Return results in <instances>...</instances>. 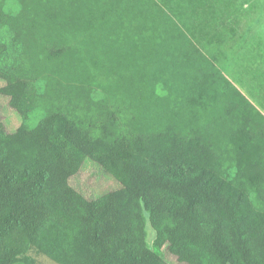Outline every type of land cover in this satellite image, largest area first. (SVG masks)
<instances>
[{
    "label": "trees",
    "instance_id": "obj_1",
    "mask_svg": "<svg viewBox=\"0 0 264 264\" xmlns=\"http://www.w3.org/2000/svg\"><path fill=\"white\" fill-rule=\"evenodd\" d=\"M7 1L0 100L22 123L11 132L0 113V264L31 250L56 264H168L164 248L180 264H264V117L176 23L153 0H16V14ZM98 77L127 104L99 132L54 111L39 82L91 102L108 93ZM86 161L121 188H73Z\"/></svg>",
    "mask_w": 264,
    "mask_h": 264
},
{
    "label": "crops",
    "instance_id": "obj_2",
    "mask_svg": "<svg viewBox=\"0 0 264 264\" xmlns=\"http://www.w3.org/2000/svg\"><path fill=\"white\" fill-rule=\"evenodd\" d=\"M153 1L264 117V0Z\"/></svg>",
    "mask_w": 264,
    "mask_h": 264
},
{
    "label": "rangeland",
    "instance_id": "obj_3",
    "mask_svg": "<svg viewBox=\"0 0 264 264\" xmlns=\"http://www.w3.org/2000/svg\"><path fill=\"white\" fill-rule=\"evenodd\" d=\"M5 8L7 12H9L8 10L10 9L12 14H16L20 11L21 5L16 0H8ZM84 37V33H81L80 38L83 39ZM99 39H101V37ZM72 46H75V44H71V47ZM77 46L80 47L81 44L77 43ZM100 48L101 47H99V49ZM101 51H103V49ZM39 82L47 89L48 92L44 100L54 107V111L68 113L76 123L79 122L82 126L88 127L94 132L101 131L102 127L108 126L113 119L120 122L124 121L126 113H123L122 109L125 108L127 104L117 100L112 94H109V87H106V85L114 83L112 79L104 80V78L101 77L97 78V82L103 85L108 93H104L101 89H95L91 94V102L80 97L76 98L74 91L71 89H62L59 91L57 82L54 79L45 78V80L40 79ZM117 93L118 92L114 95ZM0 113L7 129L11 132H15L21 125L22 119L15 110L8 106L7 99L5 98L0 100ZM41 118V115L34 113L30 115L27 124L30 127H35ZM69 184L88 198H99L108 192L118 191L121 188L116 180L104 173L102 167L91 161H86L84 163L79 174L72 177L69 180ZM145 219L147 242L151 244L155 238V233L149 224L147 214H145ZM162 256L168 264H180L165 248L162 250ZM16 264L56 263L47 258L44 254L36 250H31L26 259Z\"/></svg>",
    "mask_w": 264,
    "mask_h": 264
},
{
    "label": "built area",
    "instance_id": "obj_4",
    "mask_svg": "<svg viewBox=\"0 0 264 264\" xmlns=\"http://www.w3.org/2000/svg\"><path fill=\"white\" fill-rule=\"evenodd\" d=\"M262 112V111H261Z\"/></svg>",
    "mask_w": 264,
    "mask_h": 264
}]
</instances>
